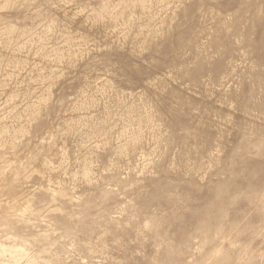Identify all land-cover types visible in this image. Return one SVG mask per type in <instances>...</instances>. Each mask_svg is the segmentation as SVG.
<instances>
[{"label":"rangeland","instance_id":"1","mask_svg":"<svg viewBox=\"0 0 264 264\" xmlns=\"http://www.w3.org/2000/svg\"><path fill=\"white\" fill-rule=\"evenodd\" d=\"M0 264H264V0H0Z\"/></svg>","mask_w":264,"mask_h":264}]
</instances>
